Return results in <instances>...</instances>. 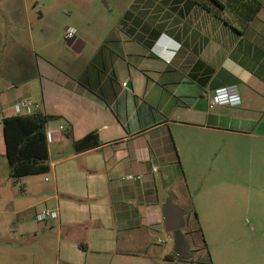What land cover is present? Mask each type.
Masks as SVG:
<instances>
[{
    "label": "crops",
    "instance_id": "1",
    "mask_svg": "<svg viewBox=\"0 0 264 264\" xmlns=\"http://www.w3.org/2000/svg\"><path fill=\"white\" fill-rule=\"evenodd\" d=\"M130 6L151 19L115 21L96 39L76 34L64 39L67 54L52 49L48 58L19 28L0 27V121L24 98L39 104L33 112L53 116L45 123L55 134L48 143L52 192L18 224L20 235L40 239L41 228L54 230V264L173 262L171 248L154 260L151 239L152 230L165 228L167 189L185 213L216 215L230 174L255 190L246 206L264 215V0ZM9 9L25 18L24 0H0V10ZM228 86L240 103L209 107L215 90ZM87 134L98 144L76 151L73 140ZM179 183L185 191H174ZM42 210L57 217L36 220Z\"/></svg>",
    "mask_w": 264,
    "mask_h": 264
},
{
    "label": "rangeland",
    "instance_id": "2",
    "mask_svg": "<svg viewBox=\"0 0 264 264\" xmlns=\"http://www.w3.org/2000/svg\"><path fill=\"white\" fill-rule=\"evenodd\" d=\"M13 1L20 3L23 0ZM32 1L24 0L23 19L20 10H0V27L4 23L19 28L22 36L30 40L44 58L49 57L52 49L58 54L68 53L63 46V34L68 26H73L77 35L96 39L109 32L111 26L108 24L146 17L145 11L136 13L135 6H130L132 0H38L36 7H32ZM19 12L20 17H17ZM0 54L6 55V47ZM51 147H54L53 143ZM10 172L3 136L0 135V264H54L58 253L54 230L49 231L52 229L49 225L41 228L39 234L43 238L40 239L32 234L20 235L21 226L18 224L25 214L44 207V192H52L51 173L30 174L13 182ZM227 181L219 187L222 201L217 203L216 215L208 213V210L201 217H196L192 211L184 214L182 232L189 242L192 259L174 258L169 264H207L195 261L208 256L211 259L208 264H264V215L246 206V202L257 199L258 194L251 187L235 183L232 174L227 175ZM173 188L174 191H185L183 183ZM167 190V198H171L172 191ZM30 204L34 207L27 208ZM39 225H44V222H39ZM168 234L170 243H173L170 231L165 228L152 230L155 261L159 252H167L170 248L172 251Z\"/></svg>",
    "mask_w": 264,
    "mask_h": 264
},
{
    "label": "trees",
    "instance_id": "3",
    "mask_svg": "<svg viewBox=\"0 0 264 264\" xmlns=\"http://www.w3.org/2000/svg\"><path fill=\"white\" fill-rule=\"evenodd\" d=\"M51 118L52 115H45L40 111L12 114L2 118L5 156L13 182H18V179L26 175L49 171L45 123ZM65 134L68 137L72 136L71 124L66 126ZM96 144L98 140L93 138L92 134H87L80 140H73L76 151L91 148ZM194 215L196 216L195 212ZM167 257L175 258L172 254ZM196 262L211 263V259L208 256L207 259H198Z\"/></svg>",
    "mask_w": 264,
    "mask_h": 264
},
{
    "label": "built area",
    "instance_id": "4",
    "mask_svg": "<svg viewBox=\"0 0 264 264\" xmlns=\"http://www.w3.org/2000/svg\"><path fill=\"white\" fill-rule=\"evenodd\" d=\"M76 34V29L73 26H68L63 34L65 40L72 39ZM125 85V83H124ZM240 96L238 90L234 86L220 87L215 90L213 95L209 98V107H213L218 104H230L235 105L240 103ZM39 104L30 99L24 98L14 103L13 108L16 114H30L33 113L32 109H38ZM59 130H63L64 126L59 125ZM47 142H51L55 138L54 130L51 128H45ZM155 170V168H153ZM128 179H141L142 175L129 174L126 176ZM57 212L54 210H42L36 213L35 218L38 221H44L47 218H56Z\"/></svg>",
    "mask_w": 264,
    "mask_h": 264
},
{
    "label": "water",
    "instance_id": "5",
    "mask_svg": "<svg viewBox=\"0 0 264 264\" xmlns=\"http://www.w3.org/2000/svg\"><path fill=\"white\" fill-rule=\"evenodd\" d=\"M125 85L130 87V81L125 82ZM162 214L165 229L173 234L172 254L180 260L190 259L192 253L189 247V242L182 232V228L185 225L183 217L185 210L176 206L171 198H167L162 207Z\"/></svg>",
    "mask_w": 264,
    "mask_h": 264
},
{
    "label": "flooded vegetation",
    "instance_id": "6",
    "mask_svg": "<svg viewBox=\"0 0 264 264\" xmlns=\"http://www.w3.org/2000/svg\"><path fill=\"white\" fill-rule=\"evenodd\" d=\"M191 250V249H190ZM191 253H192V251H191ZM173 255V254H172Z\"/></svg>",
    "mask_w": 264,
    "mask_h": 264
}]
</instances>
